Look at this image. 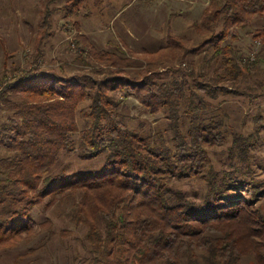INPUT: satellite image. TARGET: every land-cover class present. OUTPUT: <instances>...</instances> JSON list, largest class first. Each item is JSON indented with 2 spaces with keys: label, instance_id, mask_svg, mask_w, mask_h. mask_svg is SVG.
Segmentation results:
<instances>
[{
  "label": "trees",
  "instance_id": "trees-1",
  "mask_svg": "<svg viewBox=\"0 0 264 264\" xmlns=\"http://www.w3.org/2000/svg\"><path fill=\"white\" fill-rule=\"evenodd\" d=\"M88 1L58 8L57 0H45L30 68L10 67L5 51L0 110L10 118L0 132V148L8 152L0 158V249L26 245L32 253L30 245L42 236L55 237L52 218L41 221L36 213L63 204L77 231L59 232L83 234L85 254L77 253V264H264V209L237 189L241 181L259 192L251 156L256 135L235 132L225 102H218L220 95L237 94L240 84L250 88L264 62V25L254 27L264 24V0H210L193 25L204 40L191 46L170 33L164 48L144 53L146 62L121 47L87 44L88 55L76 56L90 72L43 70L42 45L56 32L54 14L75 19ZM242 31L261 45L254 62L235 54ZM203 53L198 70L193 57ZM163 63L177 78L157 79L155 68ZM133 66L143 67L140 77L127 71ZM258 86L264 92V74ZM128 99L152 117L163 115L167 137L133 128ZM88 101L82 129L78 113ZM231 134L228 161L219 170L211 151ZM75 151L104 164L57 170ZM194 180L206 189L191 194L176 185Z\"/></svg>",
  "mask_w": 264,
  "mask_h": 264
},
{
  "label": "rangeland",
  "instance_id": "rangeland-1",
  "mask_svg": "<svg viewBox=\"0 0 264 264\" xmlns=\"http://www.w3.org/2000/svg\"><path fill=\"white\" fill-rule=\"evenodd\" d=\"M67 1L57 0L54 7L60 8ZM201 1L203 7L210 2V0ZM44 2L45 0H0V37L3 38L4 43L3 47L2 42H0V79L4 73L5 51L12 55L9 63L10 67L30 68L33 61L32 54L35 52L36 47L37 25L42 19V11L45 8ZM155 2L157 1L155 0ZM104 3L105 6L97 7L93 0L88 1L80 12L81 17H89L83 21L80 20L81 17L79 16L69 20L62 12L54 14L56 32L52 38L47 39L42 45L44 56L41 66L43 70H55L57 73L68 76L90 72L91 68L77 59L76 53L88 55L87 44H93L99 50H102L107 49L105 46L106 41L116 42L118 40L121 43V40L126 44L125 40L129 38H133V45H130L135 50L132 53L128 51V53L139 62H146L148 58L145 57L144 53L147 51L141 50L140 46H143L142 44L151 45L152 42H157L165 37L167 33L166 26L168 27L171 21L167 20L166 16L169 12L178 11L173 8L174 2L171 4L170 0L163 5H160V1L157 5L152 0H105ZM109 5L110 7H108ZM190 16L192 15L190 14ZM190 16L177 14L171 23L176 35L185 36L190 41L191 46H196L204 40L191 28L193 23L201 20L200 12L195 20H192ZM263 25L262 22H256L254 27H262ZM160 28L161 31H159ZM164 28L166 29L164 30ZM247 34V32H241L242 38L240 42L236 43L234 50L238 57H243L245 61L254 62L256 59H251L252 54L258 53L261 45L259 47V44L255 43V40ZM206 55V53H203L200 56L193 57L198 70H202V67L205 66L204 58ZM142 69L143 67L133 66L127 71L133 76L140 77ZM155 70L160 71L161 75H158L157 79L161 81H170L178 76V74L176 75L167 69L164 63L160 65V70L159 68H155ZM263 74L264 62H261L253 71V82L250 88L245 84H240L237 94L220 95L218 102H225L223 110L230 119V124L235 132L243 136L252 133L256 135L255 147L251 156L252 165L256 171L254 179L259 183V192L256 193L250 188V185L241 181L237 185L240 187H233V190L235 191L237 188L243 197L248 200L253 198L254 201H257V206L264 209V119H259L260 117L264 118V92L258 86L260 79H263ZM126 102L131 108V114L134 116L129 121L133 128L141 133L157 134L160 132L167 137L165 134L167 120L162 119L163 115L152 117L136 99H128ZM89 106V101L83 103L78 113L82 129L89 122ZM222 116L225 117L226 115L222 113ZM9 118L10 114L6 110H0V132ZM231 144L232 134L225 145L211 151L219 170L227 164L228 148ZM80 154L79 151H75L71 155H64L59 163L60 165L58 164L59 167L57 166V170L67 169L69 172L75 173L85 168H100L104 164L103 159L92 162L82 160ZM6 155H8V152L4 148H0V158ZM176 185L191 194L201 193L206 189V185L202 180L181 182ZM65 207V205L60 204L49 213L41 206L36 213V218L41 221L45 216L52 218L58 234L51 239L42 236L31 244L30 246L35 249L32 253L29 252V246L26 245L15 249H0V264H77V262L74 263V257L77 253L85 254L82 247L83 234L79 232L78 234H61L59 232L60 229L76 230L68 219V213H65ZM62 213L63 216L61 217L60 214Z\"/></svg>",
  "mask_w": 264,
  "mask_h": 264
},
{
  "label": "crops",
  "instance_id": "crops-1",
  "mask_svg": "<svg viewBox=\"0 0 264 264\" xmlns=\"http://www.w3.org/2000/svg\"><path fill=\"white\" fill-rule=\"evenodd\" d=\"M93 1L95 2V6H97V7L105 6V3H104L105 0L104 1L103 0H98L100 2H97L96 0H93ZM152 1L155 4H157V5H158V2L160 1V3H161L160 5H163V4L167 3L168 0H156L157 2H155V0H152ZM173 2H174V4H173ZM170 3L173 4V8L177 9L178 11L169 12V14H167V16H166L167 20H171L170 23L168 24V27L165 25L166 28H167L166 36L161 38V40L157 39L158 41L157 42H152L153 44H151V45L142 44L143 46H140V48H142L141 50L149 51L148 50L149 48L155 47L153 49V51H156V50H160V49L164 48L167 45V43H168L169 34L173 33L174 35H176L175 31H174L175 29L172 27V23H171L173 21V18H175V16L177 14L178 15L179 14L180 15H188V16H190V14H191L192 15V16H190L191 19L195 20L197 18V15L199 14V12H200V17H202L203 11H204V9L206 8V5H207V4H205V6L203 7V5H202L203 3H202L201 0H170ZM108 7H110V5ZM184 7H187V8H184ZM78 16L81 17V13ZM88 18L89 17L85 16V17H81L80 20L83 21V20H87ZM194 24L195 23H193L192 25H194ZM192 25H190V26H192ZM166 28H164V30ZM191 28L193 29V26ZM159 31H161V28H160ZM177 36H181V35H177ZM182 37H184V36H182ZM125 41H126V44L123 43L121 40H120L121 43H119L118 40L116 42L106 41L105 46L107 47V49L112 50V51L116 50L117 47H121L123 50L127 51V53H128V51H130L132 53L135 50L134 48H132L133 46H131V45H133V41H134L133 38L126 39ZM108 43H110V44L108 45ZM103 47H104V45H103Z\"/></svg>",
  "mask_w": 264,
  "mask_h": 264
},
{
  "label": "built area",
  "instance_id": "built-area-1",
  "mask_svg": "<svg viewBox=\"0 0 264 264\" xmlns=\"http://www.w3.org/2000/svg\"><path fill=\"white\" fill-rule=\"evenodd\" d=\"M256 43L259 44L258 41H257ZM251 59H252V60L256 59V53L252 54ZM5 86H6V83H5V84L0 83V94L3 92Z\"/></svg>",
  "mask_w": 264,
  "mask_h": 264
}]
</instances>
